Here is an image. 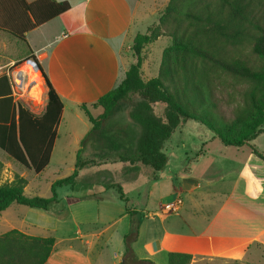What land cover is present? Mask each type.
I'll return each instance as SVG.
<instances>
[{
	"label": "crops",
	"instance_id": "0c3cea01",
	"mask_svg": "<svg viewBox=\"0 0 264 264\" xmlns=\"http://www.w3.org/2000/svg\"><path fill=\"white\" fill-rule=\"evenodd\" d=\"M25 1L32 4L38 0ZM143 1L76 0L80 19L64 18L74 7L68 1L71 7L67 12L24 33L25 41L0 31L11 37L15 49H24L19 55L0 54V66H11L34 55L64 104L60 123L71 103L80 109L85 104L92 114L91 105L116 88L134 62L126 54L134 37L143 28L148 30L155 22L149 18L157 20L169 0H151L152 10L143 9ZM2 14L13 22L17 11H0ZM41 77L47 98L48 89L42 74ZM102 113L103 110L99 116ZM76 116L79 118V114ZM262 135L264 132L245 145L247 148H237L245 151L235 157L237 173L233 178L210 176L216 167L212 158L193 171L188 168L191 163L187 166L181 160L172 175L167 150L173 135L164 144L168 164L163 171L153 172L148 178L140 174L128 176L132 185L124 192L129 198V212L115 192L101 198L78 197L70 192L61 195L57 188V202L48 211L29 207L24 210L26 206L12 204L0 215L16 212L17 222L11 223L9 231L16 229L29 236L55 239L46 264H123L130 212L140 216L139 235L131 246L140 260L169 264L170 253H184L192 256L191 264H263L264 145L257 143ZM205 155L208 154H199L194 161L200 165ZM0 161L4 165L2 182H11L19 175L28 181L26 196H52V185L59 179L48 181L49 197L39 184L48 167L35 174L5 153L0 155ZM177 198L183 201L179 213L167 212L164 205Z\"/></svg>",
	"mask_w": 264,
	"mask_h": 264
},
{
	"label": "trees",
	"instance_id": "16d2710c",
	"mask_svg": "<svg viewBox=\"0 0 264 264\" xmlns=\"http://www.w3.org/2000/svg\"><path fill=\"white\" fill-rule=\"evenodd\" d=\"M70 7L68 1L38 0L28 4L25 0H0V11H17L13 22L5 14L0 16V31L25 41L24 33ZM165 33L171 37L172 45L163 52L158 76L145 81L141 71L143 50ZM248 43L252 54L264 60V0H169L158 23H153L145 34L134 37L129 47L134 62L124 80L91 105L94 109L101 108L102 115L94 118L88 106H81L92 124L93 134L83 143L84 149L94 141L105 144L104 153L91 160H105L114 151L119 162L128 163L131 169L137 170L139 166L161 172L168 164L165 142L188 120L205 123L226 147L248 145L264 125V67L256 70L248 59L228 55L230 48ZM26 60L34 61L44 78L47 103L41 114L31 112L15 102L10 78L1 75L0 149L9 159L40 174L50 163L64 104L36 57L30 55ZM216 71L251 83L247 104L232 122L216 124L211 120L210 109L216 108L211 80ZM135 101L131 121L123 130H114L116 122H112V116ZM152 104L166 107L164 119L151 113ZM87 164V161L78 162L71 176L53 183L52 196L42 198L25 195L28 181L24 177L15 175L11 182H2L4 165L0 161V214L12 204L48 211L57 202L56 189L64 186L74 189L79 171ZM113 187L117 200L129 212V198L121 185L110 184L105 190ZM130 216L123 264H153L138 259L132 251L131 246L139 235L140 216L136 212H130ZM54 243V238L33 237L16 229L0 234V264H46ZM191 262L189 254H169V264Z\"/></svg>",
	"mask_w": 264,
	"mask_h": 264
},
{
	"label": "rangeland",
	"instance_id": "374dc122",
	"mask_svg": "<svg viewBox=\"0 0 264 264\" xmlns=\"http://www.w3.org/2000/svg\"><path fill=\"white\" fill-rule=\"evenodd\" d=\"M68 1L72 2L74 7L64 18L70 16L74 19H80L81 12L76 0ZM143 4V9L152 10L151 0H144ZM160 14L161 12L157 17V20L156 18L155 20H152L154 17L149 18L152 21L151 23L155 21L154 23L157 24ZM145 29L143 28L141 30L142 34L147 32ZM166 31H168V29ZM20 45L24 47L21 42ZM171 45L172 39L167 33H165L156 42L149 44L144 48L142 53L143 63L141 71L145 81L158 76L163 52ZM21 50L24 52V49H21L20 47L17 49L14 48V43L9 35L0 33V54L19 55ZM126 51L128 58H131L132 61H134L132 52L129 51V49ZM228 55L234 59H248L256 70H260L264 67V60H259L252 54L251 45L249 43L241 47L230 48ZM25 61L26 60L21 59L15 62L13 67L10 69V72L20 71L25 64ZM7 70L8 69H4V71ZM30 83L31 80L28 79L27 85ZM42 87H44L43 81ZM250 88L251 83L246 80L232 77L221 71L214 72L211 80V89L216 108L210 109L212 116L211 120L216 124H220L222 122H232L235 120L237 114L243 110L247 104V95ZM43 91H45V88H43ZM15 101L17 103H22L31 112L41 114L46 106L47 98L45 92L42 98H37L32 95L31 90L24 96L23 94L17 96ZM136 103L137 101H135L132 105L129 104L112 116V122H116L114 130H123L126 127L127 122L131 121L130 114L134 111ZM166 110L165 106L152 104L151 113L160 119H164ZM91 111L92 115L97 118L102 112V109H92ZM73 112H75V114ZM76 113L79 114V118L76 116ZM263 132L264 129H261L259 135ZM91 135H93L92 124L88 120L86 114L78 106L71 103L70 109L66 110L63 120L58 127V138L53 151L51 164L40 177L39 184L43 186L42 193H44L46 197L51 196L48 183L53 179H61L71 176L76 169V164L81 161H87L88 164L79 171L77 185L74 189H72L71 186H64L63 188H60L59 193L61 195L64 193L69 195L70 192V195L78 197L101 198L105 195L108 196L114 193L116 190V188L113 187L106 191L105 188L107 185L119 184L123 187V189H125L128 185H132L129 180L131 178L128 176H133L135 174V176H137L140 174L143 177L148 178V176L153 173L152 169L149 167L138 166L137 170L131 169L128 163L119 162L114 151H111L112 154H110L108 158H105V160L104 158L96 159L94 161L91 160L93 156L99 153H104L103 150L105 146L104 142L97 143L94 141L90 142L91 144L84 149L83 143L89 139V136ZM172 140L173 143L169 145L167 150L170 158V165L172 167L171 169L173 171L172 175L176 172V167L180 165L181 160L182 162L184 160L185 163H183L185 165H187V163L188 165L191 163L190 166H187L193 171L194 168H202L204 164L209 161V158H212L214 159L213 162H216L214 163L216 167H213V172L209 173L210 176L214 175L223 176L224 178H233L234 174L237 173V166L234 164L236 161L235 159L238 158V156L243 155L242 152L245 151V149L237 151V148L222 145L205 123L195 120H188L187 122L181 124L172 137ZM257 143L264 145V135L257 139ZM244 148L247 147L245 146ZM80 151L81 153L79 155ZM205 153L208 155H205V159L200 165L197 162L198 160L194 161L199 154L204 155ZM1 154H4V152L0 149V155ZM177 161L179 162L177 163ZM198 175L199 170L197 172L196 169L194 176L197 177ZM34 184H38V181ZM106 192H109V194H106ZM27 209L28 207H24V210ZM16 215V212L12 210H10L9 213H5L3 217L0 215V234L8 232L13 221L17 222L15 221Z\"/></svg>",
	"mask_w": 264,
	"mask_h": 264
},
{
	"label": "built area",
	"instance_id": "2783aa9c",
	"mask_svg": "<svg viewBox=\"0 0 264 264\" xmlns=\"http://www.w3.org/2000/svg\"><path fill=\"white\" fill-rule=\"evenodd\" d=\"M31 63L33 66V69L39 70L37 65L34 63L32 60H26L25 64ZM14 64L11 66H0V76L3 74H6L10 78V83H11V88H12V94L14 97V100L16 99L17 96L20 94L26 95L28 92L32 90L34 87L35 83H28L29 76L25 73H21L20 71L17 72H10V69L13 67ZM4 69H8L7 71H4ZM41 76V75H40ZM42 78V77H41ZM44 91L43 87H41V92H40V98L43 97ZM16 102V101H15ZM183 201L181 198H177L174 201L168 202L164 205V209L171 213V214H178L181 207H182Z\"/></svg>",
	"mask_w": 264,
	"mask_h": 264
},
{
	"label": "bare ground",
	"instance_id": "6f19581e",
	"mask_svg": "<svg viewBox=\"0 0 264 264\" xmlns=\"http://www.w3.org/2000/svg\"><path fill=\"white\" fill-rule=\"evenodd\" d=\"M32 66L33 65L31 63L24 64L20 72L27 74L31 80V83H35L32 89V95L39 98L42 87V81L40 77L41 74L39 70L33 69Z\"/></svg>",
	"mask_w": 264,
	"mask_h": 264
}]
</instances>
